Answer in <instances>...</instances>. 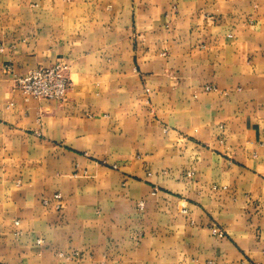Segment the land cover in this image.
<instances>
[{"label":"crops","instance_id":"crops-1","mask_svg":"<svg viewBox=\"0 0 264 264\" xmlns=\"http://www.w3.org/2000/svg\"><path fill=\"white\" fill-rule=\"evenodd\" d=\"M0 264H264V0H0Z\"/></svg>","mask_w":264,"mask_h":264},{"label":"built area","instance_id":"built-area-1","mask_svg":"<svg viewBox=\"0 0 264 264\" xmlns=\"http://www.w3.org/2000/svg\"><path fill=\"white\" fill-rule=\"evenodd\" d=\"M68 66L65 62L58 60L47 68H36L29 71L25 76L16 79L17 89L26 97L35 100H57L65 98L70 89V81L67 77ZM205 87V90H210ZM59 196H54L58 199ZM46 204V201L43 202ZM142 207V204H139ZM212 235L222 238L223 230L211 229Z\"/></svg>","mask_w":264,"mask_h":264}]
</instances>
